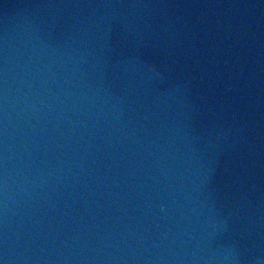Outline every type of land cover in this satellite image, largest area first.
<instances>
[{
	"label": "water",
	"instance_id": "1",
	"mask_svg": "<svg viewBox=\"0 0 264 264\" xmlns=\"http://www.w3.org/2000/svg\"><path fill=\"white\" fill-rule=\"evenodd\" d=\"M3 264H264V0H0Z\"/></svg>",
	"mask_w": 264,
	"mask_h": 264
},
{
	"label": "snow or ice",
	"instance_id": "2",
	"mask_svg": "<svg viewBox=\"0 0 264 264\" xmlns=\"http://www.w3.org/2000/svg\"><path fill=\"white\" fill-rule=\"evenodd\" d=\"M0 264H3V261H0Z\"/></svg>",
	"mask_w": 264,
	"mask_h": 264
}]
</instances>
